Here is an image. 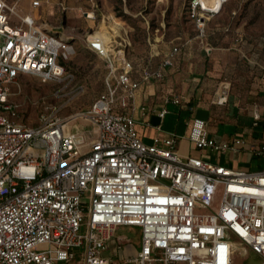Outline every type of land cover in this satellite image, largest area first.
I'll return each mask as SVG.
<instances>
[{
	"label": "built area",
	"instance_id": "built-area-1",
	"mask_svg": "<svg viewBox=\"0 0 264 264\" xmlns=\"http://www.w3.org/2000/svg\"><path fill=\"white\" fill-rule=\"evenodd\" d=\"M226 1L186 0L185 15L197 36L205 35L206 23ZM93 11L91 6L82 13L93 18ZM89 34L85 47L103 59L106 72L102 90L77 114L83 121L71 130L52 109L36 123H24L16 119L18 104L9 90L18 75L62 83L74 93L82 86L71 83L67 38L40 26L15 1L0 0V264H110L103 251L120 225L138 228L137 249L123 258L131 264H232L238 251L248 249L264 264V162L240 169L182 154L174 132L146 143L126 111L140 82L160 78L178 46L133 79L114 35L104 42ZM163 100L179 102L167 94ZM226 100L223 85L211 101ZM138 108L141 114L146 110ZM165 112L164 106L156 110L160 118ZM250 116L252 127L260 121L264 126V100L252 104ZM187 125L184 136L197 149H244L264 159V139L216 140L199 117Z\"/></svg>",
	"mask_w": 264,
	"mask_h": 264
},
{
	"label": "rangeland",
	"instance_id": "rangeland-1",
	"mask_svg": "<svg viewBox=\"0 0 264 264\" xmlns=\"http://www.w3.org/2000/svg\"><path fill=\"white\" fill-rule=\"evenodd\" d=\"M16 1L20 11L29 7V0ZM62 1L64 11H58L57 2ZM186 0H48L38 7L41 12L40 21L47 26L61 21L59 30L70 34L67 40L72 51L66 61L73 74L71 83L81 84L77 92L68 91V85L62 83L43 82L34 75L20 74L15 82L10 83L11 97L18 104L16 119L24 123H36L37 116L42 112L55 109V114L66 122L72 130L74 124L83 120L77 114L84 110L91 99L102 89L103 76L106 72L104 62L85 47V36H101L105 42L109 36L119 42L117 48L123 50L125 56L135 68L142 66L149 58V65H156L160 54L170 44L177 43L180 47L176 64L169 69L161 81H151L157 84L156 100L160 95H185L198 77L209 97L221 86L227 88V100L216 110L218 119L223 120L227 107H233V117H247L253 103L264 99V44L256 57L240 56L230 46V36L225 35L215 25L224 23L228 11L235 9L231 18L233 25H238L247 36L264 32V0H231L223 12L209 21L203 37L196 35L189 19L185 15ZM93 6V18L85 20L80 11ZM52 9L53 14L48 10ZM32 13V12H30ZM44 24V25H45ZM41 25V24H40ZM43 25V24H42ZM207 44V45H206ZM204 46H210L211 51H205ZM157 54L148 57L150 51ZM137 72V71H136ZM70 85V84H69ZM212 103V102H211ZM210 103V104H211ZM214 104V103H213ZM187 104V108L191 106ZM167 113L161 123V128L168 127L182 132L189 116H206L207 111L194 109L190 114L185 108L170 100L165 105ZM146 141V140H145ZM194 153V152H191ZM253 159L240 156L237 167L252 168ZM221 185L215 186L212 206L219 201ZM115 235H122L137 245L138 228L136 226L120 225L114 230ZM262 258L254 251H238L232 264H261ZM77 264V262H74Z\"/></svg>",
	"mask_w": 264,
	"mask_h": 264
},
{
	"label": "crops",
	"instance_id": "crops-1",
	"mask_svg": "<svg viewBox=\"0 0 264 264\" xmlns=\"http://www.w3.org/2000/svg\"><path fill=\"white\" fill-rule=\"evenodd\" d=\"M43 2L46 3L48 2V0H39V4L37 6H32L29 0V7L23 12L29 13L39 25L41 24L40 26L48 30L57 32L66 38L68 36H71L70 34L63 33L62 31L59 30V27H61L60 20L58 23H54L50 26H47L44 22L40 21L41 12H38V7H40L43 4ZM60 2L62 1L57 2L58 11H61L59 9ZM228 3H231V0H227L224 3L222 9L208 20V22L206 23L205 30L210 28V26L208 25L209 21L217 18L223 12V9L228 5ZM64 9L62 11H64ZM231 10H235V9L232 8L228 11L227 20L224 23L215 25L213 28L219 29L225 35L230 36L229 38L231 42L230 46H232L240 56L247 55L250 58L256 57L259 51H261L262 45L264 44V32H261L254 36H250V35L247 36L242 30L239 29L238 25L232 24L230 19L233 18V16L236 14V11L234 14H231L230 13ZM48 11L51 14H53L52 9H49ZM80 15L85 20L92 19V18L85 17L82 11H80ZM226 25L229 27V29L227 31H224V27ZM235 36H239L240 40L235 41L234 40ZM173 45H177V43L170 44V46L160 54L157 64L160 61V59L163 57L165 52L169 50L170 47ZM204 47L208 48L207 50H205L207 53L208 51H211L210 46H204ZM179 50H180V47L178 46V50L173 57L172 64L163 69L162 76L160 78L158 79L151 78L146 81L140 82L139 86L135 90L132 100L130 101L128 107L126 108V111L130 113L135 119V128H136L138 136L144 142L149 143L151 141V138L155 135L162 136V135H167L170 132H174L180 135L176 140V148L182 154L190 153L193 155H199L210 161L236 167V168H238L237 160L240 158V156L243 157L246 155L249 158L253 159L252 168L248 167L247 169H257V168L262 167L264 159L260 156H252L250 152L244 149H241L237 151L236 153H233V151H231L230 149H226L224 152H218V151L209 150L207 148L205 149L195 148L193 144L185 138L184 135L186 134L187 129H188L187 121L191 117H199V116H196V115L189 116V118L185 122V128L182 132H177L174 129L171 130V128L169 127L166 130H163L161 128V123L167 111L164 113L163 117L160 118L156 114V110L162 106L165 107L168 101L164 102L163 100L164 95L162 96V94L160 95L161 97L159 100L155 99L157 96L155 94L157 92V84H153L151 81L153 82L161 81L164 78L166 72L175 66ZM154 54H157V51L151 50L148 53V57L153 56ZM148 61H149V58L147 59V62L145 64H143L142 66H139L138 68H135L134 65L131 63L132 67L130 70V76L133 79H140L141 70L143 67L154 68L157 65V64L154 66L149 65ZM198 77L199 76L193 75L192 80L195 79V81L192 82L193 85L191 89L188 90L189 92L187 94L177 95V97L179 98V102H177V104H179V108L181 107V108L187 109L190 114H192L193 110L196 108L206 110L207 111L206 116L199 117V118L205 119L207 121L208 133L210 136H212L216 140H231L233 137H242L246 141H257L260 139H264L263 122L260 121L258 124V127L251 126V116H250L251 108H250V111L247 117L234 118L233 117V113H234L233 107H227V109L225 110L226 112H224L225 113L224 119L223 120L218 119L217 114L215 112L217 109H219L221 105H224L226 102L220 105L215 104V103L213 104L211 103L212 101L210 100L207 102L205 98L209 97V93L206 92L207 90H204L202 88L200 83L198 84V81H197ZM191 103L192 105L189 106V108H187V104L190 105ZM140 105H143L146 108L143 114H141L139 111L138 107ZM191 152H194V153H191ZM114 230L112 232V235L109 237V239L106 242V248L104 249L103 254L109 258L110 264H131L129 262H124L123 258L127 255L134 254L138 246V240H137V245H135L134 243L130 241V239L126 238L125 236L115 235ZM116 237H124L126 238V240H123L120 244H118ZM74 262L75 260H71L68 262H55L54 264H75Z\"/></svg>",
	"mask_w": 264,
	"mask_h": 264
},
{
	"label": "water",
	"instance_id": "water-1",
	"mask_svg": "<svg viewBox=\"0 0 264 264\" xmlns=\"http://www.w3.org/2000/svg\"><path fill=\"white\" fill-rule=\"evenodd\" d=\"M44 28V27H43ZM46 29V28H45Z\"/></svg>",
	"mask_w": 264,
	"mask_h": 264
}]
</instances>
